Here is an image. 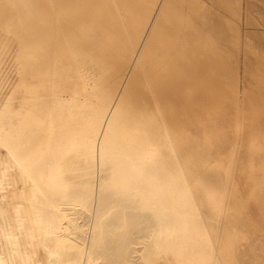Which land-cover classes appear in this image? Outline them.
Segmentation results:
<instances>
[{"label":"bare ground","instance_id":"obj_1","mask_svg":"<svg viewBox=\"0 0 264 264\" xmlns=\"http://www.w3.org/2000/svg\"><path fill=\"white\" fill-rule=\"evenodd\" d=\"M0 264H264V0H0Z\"/></svg>","mask_w":264,"mask_h":264}]
</instances>
